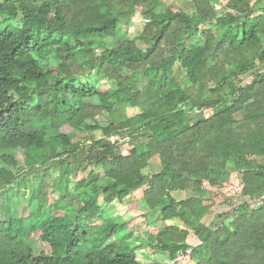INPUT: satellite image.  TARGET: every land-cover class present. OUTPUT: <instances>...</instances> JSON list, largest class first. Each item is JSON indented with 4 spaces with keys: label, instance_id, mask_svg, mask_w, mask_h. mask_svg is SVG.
<instances>
[{
    "label": "trees",
    "instance_id": "1",
    "mask_svg": "<svg viewBox=\"0 0 264 264\" xmlns=\"http://www.w3.org/2000/svg\"><path fill=\"white\" fill-rule=\"evenodd\" d=\"M229 169L240 201L210 228L205 182L223 183L205 174ZM141 189L145 216L175 223L138 243L107 207ZM184 256L264 264V0H0V264Z\"/></svg>",
    "mask_w": 264,
    "mask_h": 264
},
{
    "label": "rangeland",
    "instance_id": "2",
    "mask_svg": "<svg viewBox=\"0 0 264 264\" xmlns=\"http://www.w3.org/2000/svg\"><path fill=\"white\" fill-rule=\"evenodd\" d=\"M167 4H172L175 8H180L184 10L191 11L193 6L194 0H164ZM138 25V26H137ZM132 31L133 34L141 33L143 30L142 25V19L140 16H136L133 25H132ZM138 36V35H137ZM261 69V68H260ZM251 73L247 74L243 78V83H246L250 80ZM113 81L105 83L101 89L106 91L110 86H112ZM128 112L130 115H133L135 113V110L132 108L128 109ZM209 114V112L206 113V115ZM205 117L200 112H195L190 114V118L193 121H197L200 118ZM95 135L97 137L102 136L101 131L95 132ZM84 136H80L79 138H82ZM78 139V138H76ZM114 139H117L115 137ZM121 150L125 154L129 152L131 149V146L126 143L125 141H121L119 144ZM159 169V161L155 160L153 161L150 168L146 170L147 173H152L155 170ZM209 178H217L220 180L222 185L216 184V185H210L208 180L205 182V189L206 192L202 195L203 198L206 200L208 204H213L212 212L205 218L204 222L206 225L210 228H216L222 223V219L220 216L230 210V206L232 203L235 202L234 206L239 203V197L238 192L241 189L240 186V175L239 173L233 171V169H229L227 172H221V171H215L211 172L210 174L206 172L205 174ZM52 174H50L47 178V181L49 185L52 184ZM206 177V178H207ZM49 187V191L51 193V201L54 202L56 198L58 197V192L52 187ZM172 195L177 200H182L185 198H189L191 196H199L198 194L194 193L191 189L186 190L184 192H172ZM143 197V189L137 191L134 193L133 197H131L130 200H127L125 204L123 203H116L113 205H109L107 207V210L109 214L114 217L115 219H119L120 221L126 222V225L128 228L133 232V238L137 240L138 243H142L143 240H145L150 233H157L160 227L164 226L165 224H174L175 221H162V220H156L153 218H147L145 216V209H143V204L141 198ZM254 206H258L261 203L260 202H252L251 203ZM233 206V207H234ZM180 226L183 228H187L183 222H179ZM190 230V235L188 238V242L191 245H197L199 244V239L196 235H194L193 230ZM113 240H116V237L113 238ZM147 252V254L150 255V257L153 258H159L161 255L155 253L149 246H144L142 249L138 251V256L143 261H151L150 259H146L143 257V253ZM162 260L163 264H171L169 261H167L164 258H160ZM42 264H46V261H42ZM174 264H192L189 257L184 256L181 257L178 261H176Z\"/></svg>",
    "mask_w": 264,
    "mask_h": 264
}]
</instances>
